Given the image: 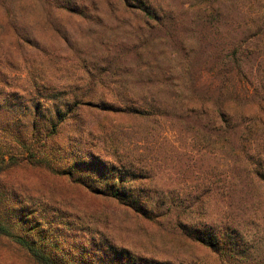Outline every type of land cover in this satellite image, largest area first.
I'll return each mask as SVG.
<instances>
[{"label":"rangeland","instance_id":"obj_1","mask_svg":"<svg viewBox=\"0 0 264 264\" xmlns=\"http://www.w3.org/2000/svg\"><path fill=\"white\" fill-rule=\"evenodd\" d=\"M64 1L78 14L0 0V159L18 160L2 177L7 218L64 264L108 247L230 264L190 230L264 264V0ZM0 264L34 263L0 235Z\"/></svg>","mask_w":264,"mask_h":264},{"label":"trees","instance_id":"obj_2","mask_svg":"<svg viewBox=\"0 0 264 264\" xmlns=\"http://www.w3.org/2000/svg\"><path fill=\"white\" fill-rule=\"evenodd\" d=\"M50 1L53 7H55L57 11L60 13L74 14V15L78 14V9L76 8L75 5L66 3L64 0H50ZM125 6L128 9L139 10L143 14L142 19L144 21V24L147 25V27L149 26L150 22L157 24H161L162 22L155 12L148 10L146 7L142 6L141 4H138V6L126 4ZM107 110L113 112L122 111L121 109L114 110L109 106L107 107ZM141 112L143 113V111ZM219 114L221 116V122L224 126L225 134L229 133L234 127L233 120L224 111H220ZM54 127L56 129V126ZM51 134L57 135V132L53 131ZM15 162L18 163V160L14 158H11L9 160H5L4 158L0 159V235L14 238L15 241L18 243V245L27 253L28 257L33 261L34 264H64L56 255L53 254L52 251L48 250L41 243H39L36 238L31 236V232H26V233L22 232L21 229L17 227L16 224L17 222L10 221L6 216L10 208V200H9L10 191L6 186H3L2 177L5 172L10 170L9 169L10 167H13V163L15 164ZM9 164L10 166L6 168V165ZM53 174H58V173L56 172L54 173L53 171ZM64 175H66V177L73 178L74 182L77 185H80L88 190L89 189L93 190V192L94 193L96 192V194L109 197L118 201H122L123 203L125 202L134 209L136 207H140V210L144 212L143 207L146 206L141 202V200H138V198H129L128 196H126L125 192H123V190L120 188L112 189L110 191L94 188L84 178H80V177L76 178L73 173L65 172ZM260 177L261 180L264 182V174H261ZM188 235L200 241L204 246H208L214 249L215 252L220 253V255H222V257L225 258V261L230 264H240L241 261L244 260V257L241 256L242 253H240V250L244 249V246L241 245L240 242H232L229 245H226L224 242L215 238L214 236L205 237L199 235L198 232L194 230H190L188 232ZM96 260L97 262L93 261L89 264H94V262L97 264H154L152 261H148L147 259H142V258L136 259L129 252L126 251L121 252L119 250L117 251L110 247H108V249L106 248L102 250L101 254L98 256V258H96Z\"/></svg>","mask_w":264,"mask_h":264}]
</instances>
